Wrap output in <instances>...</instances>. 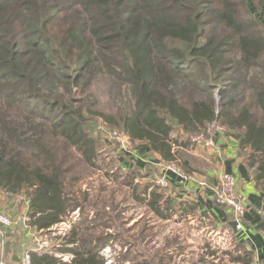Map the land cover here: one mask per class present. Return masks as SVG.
Listing matches in <instances>:
<instances>
[{
  "label": "trees",
  "instance_id": "trees-1",
  "mask_svg": "<svg viewBox=\"0 0 264 264\" xmlns=\"http://www.w3.org/2000/svg\"><path fill=\"white\" fill-rule=\"evenodd\" d=\"M251 4L264 16V0H0V192L25 195L30 227L44 233L80 213L60 243L28 251L31 264H106L113 241L123 264L254 262L210 244L179 258L178 235L148 247V213L173 219L177 203L133 170L109 169L95 134L101 122L189 173L191 136L221 127L263 183L264 21ZM110 185L147 212L123 216Z\"/></svg>",
  "mask_w": 264,
  "mask_h": 264
},
{
  "label": "crops",
  "instance_id": "crops-1",
  "mask_svg": "<svg viewBox=\"0 0 264 264\" xmlns=\"http://www.w3.org/2000/svg\"><path fill=\"white\" fill-rule=\"evenodd\" d=\"M213 140L214 144L210 146H205L203 143H193V147L188 152L190 158L187 159L191 170L187 173L179 167L186 175V179L173 171L166 174L160 171V175L165 174L168 182L167 187L158 185L156 175L153 177L144 176L145 184H148L150 189L157 185L168 196L175 199V203H177V211L174 213L173 219L175 220V225L181 228H179V231L175 230L174 232L179 233L177 235L184 239L179 258H193V256L198 258L203 252V246L207 244L217 249L222 247L233 249L239 246L253 255L254 262L252 264H264V182L262 183V181H257L254 178V174H252L245 160L240 156L238 141L225 135L223 131L219 132V130L215 132ZM135 147L145 152V154L141 153L137 154V156L140 155V157L143 156L146 159H150L152 164L148 169V165L146 168L145 160L139 158V161L143 162L140 164L138 161L143 167V175L149 170L159 169L161 164L165 162L161 160L159 155L152 153L147 144L139 143L135 144ZM128 158L132 159L131 156ZM120 163L124 169L130 167V160L122 159ZM224 173L236 175L238 181L237 190L249 202L250 207L245 225L241 230L235 228L232 209L218 204L215 199L216 189L220 183L221 175ZM2 195L8 199L22 196L0 192L1 199ZM24 197L26 207L24 209V218L20 223L14 219L16 223L9 235L2 237L0 234V260L1 258H7L15 262L25 252L30 250L43 251L48 249L47 246H40V240L37 237L34 238L36 239L34 245H26L25 239L31 234L30 230L33 227H30L29 224V202L25 195ZM4 205L9 209L6 202H4ZM58 228L59 226L53 227L54 235H64L65 227L62 228L63 230H58ZM34 230L39 233L38 235L44 233ZM186 231L192 239L183 234ZM204 239H206L204 243L200 244L199 240L202 241ZM187 247L191 249V255L186 251ZM56 256L62 260L67 258V256L71 259L69 255L63 253H56ZM208 258H211V256Z\"/></svg>",
  "mask_w": 264,
  "mask_h": 264
},
{
  "label": "rangeland",
  "instance_id": "rangeland-1",
  "mask_svg": "<svg viewBox=\"0 0 264 264\" xmlns=\"http://www.w3.org/2000/svg\"><path fill=\"white\" fill-rule=\"evenodd\" d=\"M250 11H251V14L253 16H255L258 20L264 21V16H263V13H262L263 11L262 10H258L254 6V4L250 5ZM102 126H103V124L101 122L97 124V128H96L95 134H96V136H98V138H100V142L102 143L101 144V148H102L101 149V153L106 158L107 163H109V166H108L109 169L115 171V169L118 166H120L122 168V175L125 174L126 170L127 171L128 170H133V172H135V174H137V176H136L137 180H141V182H143L144 184L146 182V180H144L145 178L143 179L144 176L153 177L154 175H156V179L160 176V171H161L160 167L157 170H154V169L149 170V172L147 171V172L144 173L145 175H143V171H142L143 167L140 165L143 162H140L139 158H143L145 160L146 168H147V165H148V169H149V166H152V164L150 163V159H146L143 156L140 157V155L137 156V154H141V153L145 154V152L139 150L138 147H135V144H133L129 140L128 141L131 142V144H133V145L130 146V149L125 150L123 148L122 143L120 141H117V140L109 138V137L107 138L105 136V134H102L100 132ZM111 131H118V130H111ZM118 132H120V131H118ZM130 156L132 157V159L128 158ZM122 159L130 160V167L126 168L125 170H123L124 168L121 166V163H120L122 161ZM138 161L140 162V164H139ZM175 164L178 167H180L177 163H175ZM134 165H135L136 168L133 167ZM100 176H101V173L98 172V173H96L93 176V179L91 180L92 184H94V186L96 188H98ZM87 182L88 181L81 183V186L83 188H86L87 186H89V185H87ZM113 187L116 190V198H117V202L116 203H119L120 206H124L126 208L125 211L122 214L123 216H126V217H130L132 215L137 216L140 213L147 212L146 208H144V207H142V206H140L138 204L133 203V200L130 199V198L128 199V201L123 200L125 191H122L120 189V185H116V186L110 185V187L108 189V191H109L108 194L111 193V189H113ZM117 188H119V190H117ZM1 200H2V208L4 210H6L8 212V214L13 219L18 220V223H20V221L24 218V212H25L24 209L26 208L25 204H24V201H25L24 195L18 196L16 198H9V199L2 195V199ZM4 202H6V205L8 206L9 209H7L5 207ZM134 213H137V214H134ZM148 215L149 216H148L147 219L152 217L151 221H148L149 224L144 222L145 223L144 225L146 226V233H149L151 235V236H149L147 238L150 241H148L146 239V241L149 242L148 243V247H150V248L153 247V246L157 247V246L163 244V242L165 241L166 237H170L172 235L175 236V235L179 234V233L174 232L175 230L179 231V228H181V227L175 225V220L174 219H171L170 221L165 222V221H162V220L155 219L152 214L150 215L148 213ZM79 216H80L79 211H75V213L72 214V218L70 220L68 219L67 221L62 222L59 225L58 230H63L62 228L65 227V232H66V230H68L71 227L72 222L77 221ZM137 219H139V218L137 217ZM137 219L132 220L129 224H127V223L123 224V223H120V222H118V223L113 222V224L118 226L119 228L120 227L129 228V226H132L133 223ZM123 220L124 221H128V218L123 219ZM141 226L143 227V225H141ZM154 226H156V228H154ZM152 227H153V229H150ZM30 231H31L30 232L31 234L28 236V238L25 239L27 246L34 245L35 244L34 241H36V239H34V238H36V237H37V239L40 240V242H39L40 246H47V247H50V248L52 247L53 244L58 243V242L60 243L61 240H62V238H58V240L57 239L55 240V238H56L55 236H57V235H54V233H43L42 235H38L39 233H36L33 228ZM55 232H57V231H55ZM129 233H130L129 235L127 233H123V238H126V237H128V236L133 234L132 231L129 232ZM57 234H58V232H57ZM183 234L185 236H188L189 239H192V237L189 235V233L187 231L185 233H183ZM152 235H154V237H152ZM205 240L206 239H204L202 241L199 240V243L200 244L204 243ZM118 242L119 241H113L115 248L106 247L103 250L102 254H103L104 258H106V264H116V262H119L118 264H123L122 261L120 262L117 259L122 258V254L125 252V248L121 247ZM131 242H133V241H131ZM226 248L227 247H225V248L222 247V248H219V249L223 250V249H226ZM186 251H188L189 254L191 255V249H189V247H187ZM132 253L134 254L135 252H132ZM199 254H200V251H199ZM193 258H197V257L193 256ZM68 259H69L68 256H67V258H63V260H68ZM187 259H190V258H187ZM127 264H128V262H127Z\"/></svg>",
  "mask_w": 264,
  "mask_h": 264
},
{
  "label": "built area",
  "instance_id": "built-area-1",
  "mask_svg": "<svg viewBox=\"0 0 264 264\" xmlns=\"http://www.w3.org/2000/svg\"><path fill=\"white\" fill-rule=\"evenodd\" d=\"M223 131L221 127H217L216 131ZM215 131V132H216ZM100 132L105 134L108 138L115 139L120 141L125 150L130 149L131 144L130 139L118 131H111L105 127H101ZM215 135V134H214ZM214 135L211 138H206L203 133L195 134L191 136L192 143H203L205 146H210L214 144ZM129 140V141H128ZM161 172L165 174L167 172L173 171L182 175L183 178H187L186 175L180 170V168L175 163H166L163 162L160 166ZM165 174L160 175L157 178V183L161 187H167L168 182L166 180ZM204 184V183H202ZM237 177L233 173H224L221 175L220 183L215 192L216 202L220 205L228 206L233 211V221L235 228L241 230L245 225V220L249 210V202L247 198L241 195L237 190ZM14 219L4 210L1 206V197H0V234L3 237L4 235H9L12 231V228L15 226ZM0 264H31V258L29 252H25L24 255L17 261L12 262L7 258H1Z\"/></svg>",
  "mask_w": 264,
  "mask_h": 264
}]
</instances>
